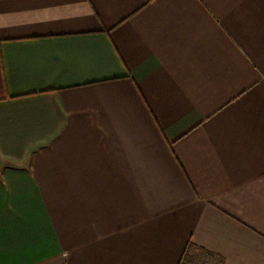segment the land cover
Listing matches in <instances>:
<instances>
[{
	"label": "crops",
	"instance_id": "obj_1",
	"mask_svg": "<svg viewBox=\"0 0 264 264\" xmlns=\"http://www.w3.org/2000/svg\"><path fill=\"white\" fill-rule=\"evenodd\" d=\"M194 250L264 264V0H0V264Z\"/></svg>",
	"mask_w": 264,
	"mask_h": 264
},
{
	"label": "rangeland",
	"instance_id": "obj_2",
	"mask_svg": "<svg viewBox=\"0 0 264 264\" xmlns=\"http://www.w3.org/2000/svg\"><path fill=\"white\" fill-rule=\"evenodd\" d=\"M191 244L189 243L188 247L185 249V252L188 251ZM181 264H217L212 261L208 256L202 253L200 250H194L191 253L188 252L183 258Z\"/></svg>",
	"mask_w": 264,
	"mask_h": 264
}]
</instances>
